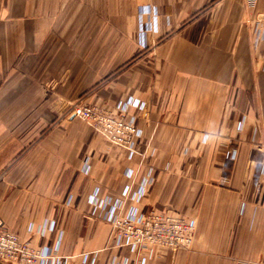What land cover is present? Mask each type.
Wrapping results in <instances>:
<instances>
[{
	"label": "crops",
	"instance_id": "1",
	"mask_svg": "<svg viewBox=\"0 0 264 264\" xmlns=\"http://www.w3.org/2000/svg\"><path fill=\"white\" fill-rule=\"evenodd\" d=\"M262 13L264 0H0L7 228L65 264H137L110 246L88 197L116 198L126 170L150 168L139 210L181 215L195 230L188 249L155 248L145 264L263 257L264 43L251 24ZM128 98L146 104L127 111L141 130L131 158L66 116Z\"/></svg>",
	"mask_w": 264,
	"mask_h": 264
},
{
	"label": "built area",
	"instance_id": "2",
	"mask_svg": "<svg viewBox=\"0 0 264 264\" xmlns=\"http://www.w3.org/2000/svg\"><path fill=\"white\" fill-rule=\"evenodd\" d=\"M142 12L155 15L154 9L147 8ZM251 24L254 43H264V13L255 16ZM261 70L264 71V51ZM129 108L143 111L146 104L128 98L119 102L113 111L87 104H74L68 108L66 116L80 119L109 144L123 148L127 157L131 158L136 154L135 141L141 136V130L136 126L134 118L127 115ZM262 149L264 152V142ZM234 155V150L229 151V158ZM262 170L264 172V162ZM138 172L133 169L126 170L125 176L129 182L123 186L116 198L100 197L98 189H95L88 197V202L97 217L109 225L110 246L127 248L135 255L137 264H145L155 248L171 251L188 249L193 240L195 222L175 213L152 209L140 211L138 204L153 179L150 168L139 178ZM53 226L51 223L48 230H52ZM43 230L39 229V232L42 233ZM65 261L66 259L58 255L57 248L34 247L29 240L12 233L0 219V264H65ZM110 264L128 262L113 259ZM242 264H264V256L255 262Z\"/></svg>",
	"mask_w": 264,
	"mask_h": 264
},
{
	"label": "rangeland",
	"instance_id": "3",
	"mask_svg": "<svg viewBox=\"0 0 264 264\" xmlns=\"http://www.w3.org/2000/svg\"><path fill=\"white\" fill-rule=\"evenodd\" d=\"M82 105V104H81ZM79 121H81L80 119H78ZM83 122V121H82ZM84 123V122H83Z\"/></svg>",
	"mask_w": 264,
	"mask_h": 264
}]
</instances>
